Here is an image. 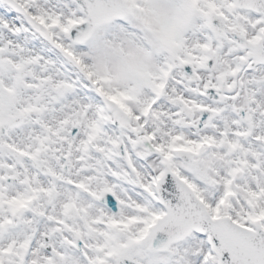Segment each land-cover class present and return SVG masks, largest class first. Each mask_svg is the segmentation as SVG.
Returning <instances> with one entry per match:
<instances>
[{
	"label": "snow or ice",
	"instance_id": "1",
	"mask_svg": "<svg viewBox=\"0 0 264 264\" xmlns=\"http://www.w3.org/2000/svg\"><path fill=\"white\" fill-rule=\"evenodd\" d=\"M0 264H264V0H0Z\"/></svg>",
	"mask_w": 264,
	"mask_h": 264
}]
</instances>
